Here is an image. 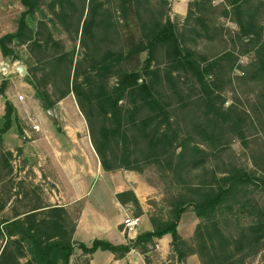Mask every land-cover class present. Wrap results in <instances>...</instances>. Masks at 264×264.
<instances>
[{"label":"trees","instance_id":"obj_1","mask_svg":"<svg viewBox=\"0 0 264 264\" xmlns=\"http://www.w3.org/2000/svg\"><path fill=\"white\" fill-rule=\"evenodd\" d=\"M223 1L189 0L180 24L170 0H21L16 31L0 37L3 57L20 60L18 48L25 47V80L37 99L51 108L74 94L104 170H155L168 198L150 216L153 230L133 243L95 239L89 247L74 240L79 213L46 203L37 186L30 198L19 184L14 197L21 208L0 219V264H70L76 249L123 257L131 248L153 264L156 239L166 234L179 264L191 255L201 264H249L264 252V203L256 198L264 195V0ZM44 7L52 16L33 26L30 19ZM56 25L79 41L81 54L55 37ZM245 55L251 58L240 63ZM7 84L0 86L4 96ZM229 90L235 94L227 105ZM17 117L6 98L0 212L15 187L14 154L5 150L3 135ZM248 133L259 136L251 141L252 167L233 147L236 136L250 147ZM117 197L143 213L132 190ZM189 211L199 222L185 238L178 226Z\"/></svg>","mask_w":264,"mask_h":264},{"label":"crops","instance_id":"obj_2","mask_svg":"<svg viewBox=\"0 0 264 264\" xmlns=\"http://www.w3.org/2000/svg\"><path fill=\"white\" fill-rule=\"evenodd\" d=\"M173 3V9L179 7V10L186 5V13L181 12V14H187L189 0H173ZM6 17L0 13V37L6 33L15 32L18 26L12 24ZM0 57L3 59L1 50ZM19 67L17 66V69ZM2 69L6 71L7 68L3 67ZM20 75L22 76L21 73ZM12 77L10 76L8 79L12 81ZM12 89L9 85L5 96L0 92V127L3 124L7 98L16 107L18 117L3 135L5 149L13 152L15 157L19 154L18 158L27 162L26 168L30 169L29 174L25 176H21L22 172L20 171V176L17 179H27L28 176L35 185L43 190L42 199L46 203L63 206L72 214H74V205L80 204L77 228L74 234L75 242L84 243L90 247L95 239H103L115 245H128L135 241L138 233L153 230L150 216L159 212L165 201L158 186L146 178L149 170L144 173L124 167L111 172L104 170L93 146L86 119L80 111L76 99L74 104L81 120L74 119L71 115L67 119L64 129L58 132L50 126L46 117L39 114L40 105H36L34 89L25 78L15 89L17 92L26 90L24 100H19V94ZM65 99L62 102H65L67 110L73 112L72 104H67ZM35 107L39 112V117L32 123L38 124L40 128L27 131L26 124L29 120L31 121L28 111H35ZM21 134L24 143L19 144L18 138ZM24 137L27 139L25 140ZM27 169H24L23 172H26ZM128 190L135 193L143 209L140 216L144 226L138 228L135 234H129L123 225L127 214H135V207L131 202L123 203L117 197L119 193ZM8 205L0 212V219L10 210ZM189 213L190 211L182 215L178 226L179 233L185 238L192 236L199 222L196 215L191 212L194 214L195 222L193 226L189 222L191 230L185 232L183 228L187 223V214ZM132 239L133 241H131ZM154 251L150 255L153 264H179L173 253L170 234L156 239ZM24 261L25 259L22 260V262ZM70 264H147V262L137 248H131L123 257H117L115 253L107 250L99 249L89 255L76 249ZM184 264L201 263L197 255H191Z\"/></svg>","mask_w":264,"mask_h":264},{"label":"rangeland","instance_id":"obj_3","mask_svg":"<svg viewBox=\"0 0 264 264\" xmlns=\"http://www.w3.org/2000/svg\"><path fill=\"white\" fill-rule=\"evenodd\" d=\"M170 1H171V4L174 5L173 0H170ZM224 2L225 1H223V0H213V3L214 4H218V5H221ZM178 8L179 7H177L176 9H173V6H172L171 16H172L173 19L178 20L177 22H179L180 24H184L186 15H182L181 12L182 13H186V5H184L183 9H181V10H179ZM24 10H25V7L23 6L21 0H0V13L3 16H5V17L7 16L8 19H10L12 24H17L18 25V21L20 19L21 13ZM43 11L44 12H42V11L37 12L36 16L34 17V19H30V23L33 26L36 25L37 20L42 19L44 17V14L47 13L48 14V18H50L52 16L50 11L47 8H45ZM221 21L227 27L232 28V29H237L236 24L234 22H232L229 18H221ZM53 32H54V35H55L56 38H61V39H64L66 41L68 49H71V48H73V46H76L77 55L81 54V46H80L79 41H77L75 43L69 41L68 40V36L63 31L62 27H60L59 25H56L55 28L53 27ZM18 51H19V54L21 55V58H22L20 60L13 61L11 58H4L3 57V59H2L0 57V86H1L2 82L6 81V82H8L7 87L10 85L15 90L16 87L19 86V84L22 82V79L25 78V76L27 75L28 67L30 65L28 63V54L26 53L25 47L18 48ZM247 56L248 55L242 56L241 60H240V63H246L248 58L249 59L251 58V56L250 57L249 56L247 57ZM144 57H145V54L141 55V59H144ZM2 66L7 68L6 71L2 69L3 68ZM17 66H23L25 68V70H26V74L21 76L19 71H18V69H17ZM10 71H12L13 73H8ZM238 72H240V71L237 70V73ZM10 76H13L12 77L13 78L12 81L8 79ZM114 81H115V79L112 80V83ZM238 90H241V88L239 86H238ZM22 91L17 92V90H15L16 93H18L19 95H23L24 96V93H26V90L23 89ZM225 94H226L225 96L229 100L227 105H229L232 102V100H234V94L235 93L233 91L229 90V91H226ZM34 99L35 100L37 99L36 94H35ZM65 100H66L67 104H70V103L72 104L73 112H70L69 110H67L66 106L64 105L65 102L63 103L62 100L59 101L56 104L57 108H58V112H59V122L55 124L52 121V119L50 118V116L47 114V110L49 108L47 106H45L39 99H37L35 102H36V105H38V106L40 105V110H39L40 113L36 110V107L34 108L35 111L34 110L28 111V114L31 117V121L29 120V122L26 124L27 131H32L33 130V123H34V121L36 119H38V117H39L38 115L39 114L43 115L44 117H46L48 119V122H49L50 126L53 127L56 131L58 130V128H60L61 130L64 129V127L67 124V119L71 115H72V117L74 119L81 120V117L78 115V113L76 111L75 104H74V102H75L74 94H72V93L69 94ZM243 103L246 104V105L248 104L247 100H244ZM248 134H249L248 141H250L249 144L252 143L251 142L252 140H255L256 138L258 139V137H259L257 135H250L251 133H248ZM22 138H23V135L21 134L19 136V138H18L19 139V144L24 143ZM3 145H4V148H5V142H4ZM254 146H255V144L253 143V144H251L250 147H245L241 143L239 137H237V136L235 137V139L233 141V147L235 148V150L239 154L242 163L244 165L249 166V167H252L251 166V161H250V156H251L252 149L255 148ZM18 155L16 157L13 156V160H12V164L14 166V173L12 175L13 178L11 179V181H12V183L15 184V187L12 188V191H11L12 198H11V200H9L10 204L8 206H9L10 210L8 211L9 213L7 212V213L3 214V218H6L4 216H8V217L10 216L11 217L12 216L11 214L14 211L15 208L16 209L17 208H21L20 207L21 204H19L17 199H16V197H14L15 196L14 193H16L17 190H19V187H18L19 184H22V186H24L26 192L30 193V196H29L30 198L34 197L32 191H33L34 187L37 186V185H35L32 182V180L29 179L28 176H27V179H23V178L22 179H17V178H19L20 174H21V176H25V175H28L29 171H30V169L26 168L27 162H24L23 159L18 158ZM24 169H27L26 172H23ZM20 171L22 173L19 174ZM146 178L150 182H153V183H155L158 186V189L163 194L164 198H166V197L168 198V194H167V191H166V184L161 180L159 174L155 170H149L147 172V174H146ZM3 184L4 183L0 182V189H1V186ZM7 185H11V183L9 182ZM37 187H39V186H37ZM2 190H3V192L4 191L6 192V189H2ZM40 192L43 193V190L41 188H40ZM42 193H41V195H42ZM256 198L259 201V203H261V204L264 203V195L262 193H258L257 192L256 193ZM79 208H80V204L76 203L74 205V207H73V213H74L73 215H77ZM129 214H134V213H129ZM134 215H136V214H134ZM187 215H188L187 216L188 217L187 223H186V225L184 226L183 229H184L185 232L186 231L190 232L191 228H189L190 227L189 222L192 223V226H193L194 222H195L194 221L195 218H194V214H192L191 212L189 214H187ZM143 226H144V223L142 222V218H141V224L139 225L138 228H143ZM138 228H137L135 233H137ZM154 252L155 251L153 249V253ZM152 254H150V255H152ZM249 264H264V252L260 253L255 258H252L249 261Z\"/></svg>","mask_w":264,"mask_h":264},{"label":"built area","instance_id":"obj_4","mask_svg":"<svg viewBox=\"0 0 264 264\" xmlns=\"http://www.w3.org/2000/svg\"><path fill=\"white\" fill-rule=\"evenodd\" d=\"M18 99L24 100V96L19 95ZM33 128L39 130L40 127L38 124H33ZM140 224H141V217L134 214H127L123 220L124 228L129 234L135 233Z\"/></svg>","mask_w":264,"mask_h":264},{"label":"water","instance_id":"obj_5","mask_svg":"<svg viewBox=\"0 0 264 264\" xmlns=\"http://www.w3.org/2000/svg\"><path fill=\"white\" fill-rule=\"evenodd\" d=\"M18 71L22 74L25 75L26 74V70L23 66H20L18 68ZM47 114L50 116V118L52 119V121L56 124L59 122V112H58V108L57 105L52 106L51 108H49L47 110ZM24 139L26 140L27 138L24 137ZM133 241V239L131 240Z\"/></svg>","mask_w":264,"mask_h":264}]
</instances>
